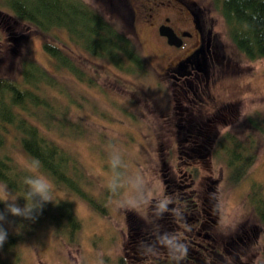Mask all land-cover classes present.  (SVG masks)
I'll return each instance as SVG.
<instances>
[{"label": "rangeland", "instance_id": "1", "mask_svg": "<svg viewBox=\"0 0 264 264\" xmlns=\"http://www.w3.org/2000/svg\"><path fill=\"white\" fill-rule=\"evenodd\" d=\"M85 1L115 27L135 39L145 61V69L132 74L123 73L106 61L87 55L79 62L85 61L81 63L82 68L93 77L95 85L88 86L85 82L73 80L65 70L56 72L74 99H78L80 92L87 97L88 101L80 103L77 100L79 105L70 111L81 126L80 137H70L64 142L76 154L91 179L92 193L104 198L106 213L99 214L83 199L51 186L56 196L71 199L73 210L81 220L77 242L66 243L52 232L47 223H43L31 231L26 240L12 247L20 258V264H118L117 255L130 253L128 240L134 225H137V234L149 230L157 235L149 237V249L137 264H150L155 260L163 262L161 247L154 249L162 243L174 246L178 253L172 257L183 260L186 251L179 246L181 227H171L169 231L168 227L154 221L156 206L160 204L162 209H168L166 204L171 202L168 193H164L161 167L169 181L167 189L170 194L175 188L173 181H180L184 189H191L194 196L201 197L202 200L197 201L204 217L212 216L214 219L211 225L206 224V231L216 235L218 244L229 235H238L242 240L239 243L236 239L238 256L231 258L236 261H229L231 253L227 255L222 246L214 245L222 258L217 264H239L237 259L241 264L264 262V224L255 217L245 200V193L253 182H261L264 193V136L244 119V115L255 108L257 120L264 116V57L246 58L227 36L222 16L214 8L213 0H194L211 18L214 39L221 45L223 54L221 57L218 55V64L211 66L217 80L213 84L208 83L207 89L218 101H238L240 117L232 121L217 119L204 128L208 131L203 138V146L206 145L193 152L182 147L189 119L185 115H191L194 122L201 106L185 104L187 110L182 106V111L176 108L172 78L160 73L170 62L172 52L145 24L136 21L133 26L130 16H120L116 8L110 7L109 0ZM0 10L8 12L4 0H0ZM8 16L6 22L0 21V76H18L20 59L24 56L34 58L50 71H55L50 56L42 49L44 40L63 45L73 57L72 52L77 53L62 27L41 32L26 20ZM236 64L238 67L235 69L241 73L232 76L231 67ZM106 66L111 70L105 71ZM210 108H199L200 115L205 116ZM223 131L235 133L242 140H248L249 136L254 138L255 161L245 177L235 184L228 180L223 160L213 154L215 142ZM7 136L12 156L27 164L21 149L14 145L11 134ZM219 151L222 149L218 148L216 154ZM191 162H194L192 165L198 174L190 180ZM39 179L43 184L49 183L43 175ZM0 195L8 203L16 205L15 195L1 183ZM137 237L141 238L140 235ZM4 255L0 250V258ZM126 262L129 264L127 257Z\"/></svg>", "mask_w": 264, "mask_h": 264}, {"label": "trees", "instance_id": "2", "mask_svg": "<svg viewBox=\"0 0 264 264\" xmlns=\"http://www.w3.org/2000/svg\"><path fill=\"white\" fill-rule=\"evenodd\" d=\"M4 1L11 17L26 20L41 32H48L52 27H62L77 52H72L74 58L63 45L44 40L41 42L42 49L50 56L55 71H50L34 58L24 56L20 59L18 76H0V183L15 195L17 202L16 205L8 203L0 195V216L3 217L0 224L8 232L6 242L0 246V250L5 253L0 258V264H20V258L12 247L26 240L31 231L43 223H47L52 232L66 243L77 242L81 220L73 210L71 199L56 196L51 186H57L83 199L99 214L106 213L104 198L92 193L91 179L87 177L76 154L64 142L70 137H80L81 126L70 111L73 106L79 105L77 100L80 103L88 101L87 97L80 92L78 99H74L56 72L65 70L73 80L93 86V77L82 68L81 63L85 61L79 62V59H86L87 55L102 59L112 68L129 74L144 71L145 61L135 39L115 27L85 0ZM213 4L222 16L226 34L235 47L248 59L264 57V0H213ZM116 12L120 16L125 14L129 17L128 12ZM7 15L0 10V21L6 22ZM104 70L109 71L111 68L106 66ZM247 118L248 124L264 136V116L258 120L256 116ZM186 122L185 145L182 147L198 152L203 146V140L196 133L202 132L203 125L207 128L211 123H204L201 116H197L194 122L191 119ZM8 134H11L15 140L14 145L25 155L27 164L20 163L12 156L10 145L7 144ZM253 143V137L242 140L229 131H223L216 140L213 154L225 163L230 182L238 183L250 170L255 161ZM195 148L198 150L194 151ZM218 148L222 151L216 154ZM161 160L164 167V161ZM160 171L164 193H168L171 202L166 204L168 209H162L160 204L156 206L154 221L162 223L169 231L171 227H181L179 246L186 250L190 227H193L194 220H200L201 217L199 214L202 211L197 201L201 197L194 196L191 189H184L180 181H173L175 188H172L170 194L167 189L169 181L162 167ZM197 174L195 165H192L189 170L190 180ZM40 175L50 184L41 183ZM188 183L191 184L190 181ZM262 185L261 182H253L245 193V200L255 217L264 224ZM9 206L22 210L27 207L32 211L29 217H22L13 215ZM210 243L201 240L205 247L197 248V264H214L222 260L220 256L217 257L218 250L214 249V242L213 248L209 246ZM188 252H185L187 256ZM229 256V261L235 260L231 259L233 255ZM126 257L117 255V263L127 264ZM150 264H171V261L166 256L165 261L155 260Z\"/></svg>", "mask_w": 264, "mask_h": 264}, {"label": "flooded vegetation", "instance_id": "3", "mask_svg": "<svg viewBox=\"0 0 264 264\" xmlns=\"http://www.w3.org/2000/svg\"><path fill=\"white\" fill-rule=\"evenodd\" d=\"M109 1L110 7L129 13L133 26L136 21L145 24L152 34L157 36L162 45L172 52L170 62L160 73L167 74L172 78L174 84V88L172 89V94L174 95L173 99L179 111L186 109V105H193L196 107L199 105L203 108L211 107L210 110L206 112L205 116L200 115L199 108L201 109V107H198L199 113L197 116H202L203 122L206 124L214 123L217 119H228L232 121L240 117L237 105L238 101H234V99L218 101L212 92L207 89L208 83L213 84L217 80L214 69L211 70V66H214V64L217 63V57H221L223 54L220 52L221 45L219 42H215L214 32H212L211 29V18L207 17V12H202V9L194 0ZM206 11L209 12V8H207ZM5 12L10 16L7 11ZM163 25H167L171 28L175 34L176 44L168 43L166 36L160 33L159 30ZM235 67H238V64L231 67L232 76L241 73L240 70L235 69ZM217 74L220 76L219 73ZM182 106L184 107L183 109ZM252 115L254 117L257 115L256 108L245 114L244 119L247 121V117H251ZM185 117L189 119L192 118L191 115L188 117L185 115ZM206 127H208V125ZM204 128L203 125L202 132L196 133L202 140L205 137L204 134L208 132ZM199 215L201 216L200 220H194L193 227H190V236L188 238L189 245L185 250L186 252L189 251L190 257L185 255L183 260L174 258L176 255L174 246H165L162 243L154 249L161 247L163 250L162 254L164 255L163 261H165V257L167 256L171 264H197V248L205 247L202 246L201 240H208L211 242L209 245L211 248H213L212 243L215 242V245L217 244L224 248V253H227V255L231 253L234 257L238 256L236 254L238 253L236 252V246L238 245L239 247V243L242 242L239 236H226L224 239H221L224 240L222 242L223 244H218V240L215 237L216 235L206 231V224L211 225L214 220L213 217L207 216L208 219H206L202 212ZM136 229L137 225H134V231H132L128 240L130 244V253L127 255L129 264H137L139 259L144 257L145 252L149 249L151 244L149 237L157 236L156 234H152V231L149 230H147L148 234L147 231H142L139 232L141 234H137V231H135ZM145 234L147 235L145 236ZM138 235H140L141 238H138ZM236 239H239V243H237ZM173 254L174 257H172ZM217 257L219 256L217 255ZM237 262L241 264L238 259Z\"/></svg>", "mask_w": 264, "mask_h": 264}, {"label": "clouds", "instance_id": "4", "mask_svg": "<svg viewBox=\"0 0 264 264\" xmlns=\"http://www.w3.org/2000/svg\"><path fill=\"white\" fill-rule=\"evenodd\" d=\"M9 211L13 215H18V216H22V217H29L32 209L25 207L22 210L19 207L9 206ZM25 213H27V215H25ZM0 219H3V217L0 216ZM7 237H8L7 229L2 224H0V246H2L6 242Z\"/></svg>", "mask_w": 264, "mask_h": 264}, {"label": "water", "instance_id": "5", "mask_svg": "<svg viewBox=\"0 0 264 264\" xmlns=\"http://www.w3.org/2000/svg\"><path fill=\"white\" fill-rule=\"evenodd\" d=\"M159 31L161 34L166 36L168 43L176 44L175 34L173 33V31L171 30L169 26L163 25L161 26V29Z\"/></svg>", "mask_w": 264, "mask_h": 264}]
</instances>
